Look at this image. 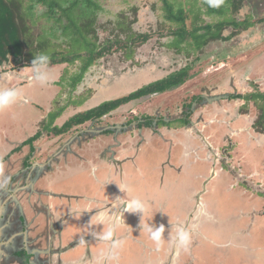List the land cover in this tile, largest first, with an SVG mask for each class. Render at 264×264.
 <instances>
[{
  "label": "rangeland",
  "instance_id": "obj_1",
  "mask_svg": "<svg viewBox=\"0 0 264 264\" xmlns=\"http://www.w3.org/2000/svg\"><path fill=\"white\" fill-rule=\"evenodd\" d=\"M95 1L103 8V12L98 14L99 26L114 23L118 13H124L127 19L122 18V21L129 26V22L132 23L136 19L132 24L133 31L148 34V41L133 48L134 54L131 59L124 60V52L117 50L101 58L85 73L80 69V60L77 59L54 66L45 64L41 67L23 65L15 67L10 62L1 66L0 90L16 88L22 92L21 98L15 103L0 110L2 172L8 175L9 171H12L8 169L10 160L6 159V155L10 158L13 156L11 161L13 166L17 165L21 179H26L25 174L30 172L34 161L42 164L40 161L45 158V162L49 164L48 158L52 156L49 169L43 172H47L50 178L54 176L57 183L53 187L58 185L59 190L67 194V187L74 185L84 188L86 195H90L95 186L100 189L95 178L102 172L101 163L105 160L104 169L110 166L109 163L114 161L112 159L114 153L115 156L119 153L117 146L123 137L130 142L127 148L135 146L131 158H134L139 166H142L143 162L150 169H143L144 177L141 175L140 181L145 184L161 185L163 174L167 175L169 181H173L169 185L163 184L162 188L169 191L164 195L166 197L162 199V204H159V201L155 202L157 205H154V215L151 212L147 217L152 223L144 224L142 230L138 227L139 230L132 234L134 239L138 237L145 240L147 236L149 237L147 228L152 227L155 230L158 226L159 206L165 213L166 221L169 220V216L173 218L176 215L177 209L180 210L175 206V197H180L177 195L180 189L176 190L175 185H197L194 175L200 170V165L195 159L196 154L190 155L192 166H188L187 170H185L187 165L182 159L184 142L180 141H184L183 135L187 134L192 142L197 141L201 144L200 146L194 144L193 148L198 151L204 148V152L201 153L208 156V166L214 165V169L220 171L222 175L220 185L225 187L230 178L235 186L231 191L224 192L218 190L219 185H215L213 193L206 196V201L211 203L209 210L202 201L204 205L200 210L208 217L214 215L216 222L209 220V223L200 224L197 232H192L187 249H181L182 264H264V137H260L253 129L254 120L260 113L258 108L263 103L259 100L249 101L243 106L245 104L243 99H229L230 95L244 97L250 94H264V0H249L236 14L230 10L226 18L220 20L218 17L205 14L201 0H173L175 10L182 8L187 12L186 24L189 29L194 25L205 26L222 20L234 19L235 24H239L241 23L239 21L246 20L249 14L252 15L253 27L241 32L238 30L236 35L232 34L233 27L224 28L222 37H227L228 40L209 41L204 47L201 42L199 46L195 45V41L188 45L181 44L179 47L172 44L174 37L168 33L171 29L173 31L175 26L165 22L161 4L156 0ZM133 8L137 9L135 15ZM41 11V6L36 8L37 14ZM57 28L58 25L54 26L47 31V36L42 38L48 42H43L38 51L39 56L43 54L50 58L54 57L52 44L58 45L63 37ZM98 35L105 39L110 35V28L107 26L105 31L98 29ZM121 38L125 37L122 35ZM63 46L66 47L64 44ZM62 52L64 53L63 50ZM63 56L62 53L56 54L57 59ZM188 65L189 76L180 87L122 105L100 120L88 122L59 136L55 135L56 130L74 114L93 108L104 101L126 96ZM82 74L84 78L77 83ZM38 75L43 78V82L37 79ZM196 98L201 100H194ZM243 110L248 112L243 113ZM147 116L149 121L146 122L148 125L151 123V127L142 124ZM239 116L243 117L241 121L240 119L237 121ZM185 119L188 121L186 124ZM36 122L40 126L39 136L29 143V137L36 135L30 129ZM162 122L169 123L162 125ZM170 123L174 124L169 125ZM113 125L114 129L109 130ZM106 127L108 129H105ZM173 130L175 132H172ZM251 133L254 139L251 138ZM167 137L175 140L171 149V167L163 161L164 157L161 154L156 153V149L169 153L171 145L167 143ZM6 138L10 145L20 142L15 147L24 142L26 145L17 152H6L4 146ZM201 140L209 141V146L214 151H210L206 145L201 147L203 145ZM36 143L48 145L47 149L50 148L51 154L43 152L39 155ZM142 154L144 156H141ZM214 154L217 157H214ZM58 165L65 169L70 168L73 173L58 176L55 170ZM46 168L45 165L43 169ZM159 171L163 172L158 173ZM252 173L254 175H251ZM48 183L47 178L41 177L36 181L35 188L38 191L49 190ZM111 183L117 185L116 182ZM28 189L24 190L26 192L32 190ZM174 189L176 191L171 192ZM239 190L242 193H239ZM23 192V190L9 192L8 194L15 195L13 198L7 196V191L1 194L3 200L10 207H14V211L20 208L17 197ZM142 193L152 195L148 189H144ZM256 198H259L255 202L257 208L249 207L252 205L250 202ZM38 199L39 203L42 202L40 204L49 201L48 197L43 195L38 196ZM30 203L31 200L27 199L24 205L25 212H33L34 217L39 216L34 210V205ZM146 209L144 210L147 211ZM40 212L42 214L38 219L43 222L47 214L43 208ZM247 213L252 217L246 216ZM74 220L77 218L69 216L64 224ZM26 221L23 218L19 225L25 227ZM34 222L40 223L36 218ZM32 224L34 223H30ZM41 226L43 228L41 232L44 233L45 223L43 222ZM36 227L38 229L40 226ZM192 227L195 229L194 224ZM59 231L61 232L60 229ZM151 246H148V251ZM119 247L118 244L116 248ZM122 248H126V245ZM139 249L143 250V247ZM172 260L173 257L170 261Z\"/></svg>",
  "mask_w": 264,
  "mask_h": 264
},
{
  "label": "crops",
  "instance_id": "obj_2",
  "mask_svg": "<svg viewBox=\"0 0 264 264\" xmlns=\"http://www.w3.org/2000/svg\"><path fill=\"white\" fill-rule=\"evenodd\" d=\"M239 117L237 121L243 119V117ZM166 123L168 124L169 122ZM174 123H170L169 125H173ZM217 123H219V120ZM39 127L36 122L35 125H31L30 129H32V133L37 134L40 131ZM109 128V130L114 129V125ZM105 129H108V127ZM175 130L172 132H175ZM258 135L264 137V132L258 133ZM31 137L33 136L29 138ZM183 137L185 140L180 142H184L182 159L184 164L187 165L185 166V170L189 168L188 166H192L190 155L193 153L196 154L195 159L198 160V164L200 165V170L194 175L197 185H175L176 190L180 189L177 194L180 197H175V206L180 208V210L177 209L176 215L173 218L169 216L168 221H166L165 213L162 212L161 206H159L157 214L160 217L157 218V228L164 226L165 229L162 233V243L159 247H157L156 242L150 239V236H147L143 240L138 237L134 239L132 234L135 230H139L138 227L142 230L144 224L152 223L147 217L151 215V212L154 215V205H157L156 201H159V204L163 203L162 199L166 197L164 195H167L169 191L162 188L165 185L164 183H168L169 185L173 181H169L165 174L162 175V179L160 180L161 185L145 184L140 181L141 175L144 177L143 169H150L143 162L142 166H139L134 158H131L135 146L127 148L130 142L125 138L122 137V140L118 139L120 140L117 146L119 153L117 156L114 153V157L112 158L114 161L109 163L110 166H106L107 168L104 169L105 160L101 163L102 169L100 170L102 172L98 174L99 177L95 176L100 189L95 186L91 190L90 195H86L84 188L77 186L76 188L74 185L67 187V194L59 190L58 185L53 187L57 183L54 181V176L50 178L46 174L47 172H43L49 169L48 167H50L51 160L53 159L51 158L52 156L48 158L49 164L45 162V158L42 159L44 161H40L42 164L34 161L33 166L30 167V172L25 174L26 179H21L19 178L21 174L17 171V165L13 166V162L11 161L13 156L10 158L6 155V159L10 160L8 169H12V171L10 170L7 175L0 168V264H61V262L63 264H182V247H178L175 241L176 229L178 227L184 228L191 237L192 232L199 230L200 224L209 223V220L216 222L214 215L207 216L205 221L196 224L195 229L192 227V224L189 225L186 222V220H190V215L195 213V209L193 208L194 197L197 195L198 198L206 203V207L209 210L211 203L206 201V196L213 193L215 185H219L220 188L218 190L220 189L224 192L231 191L235 186L231 183L232 180L230 178H228V182L225 181L227 183L225 187L220 185L222 175L219 170L214 169V165L208 166V156L201 153L204 152V148H201L202 150L200 151L193 148L195 147L194 144L200 146V142L194 141V139L195 143L192 142V139H188L187 134L186 136L184 134ZM251 138L254 139L252 133ZM7 139L4 142L6 152L16 149L15 145L17 142L10 145ZM146 139L148 140L147 137ZM167 139V143L171 145L169 153H163L158 149H156V153L161 154L164 157L162 158L163 161H166L171 167V149L175 140L173 141L172 137H167ZM203 142L201 147L206 145L210 151H214L209 146V141ZM6 146H9V148ZM47 146L46 144L45 146H42L40 143L35 144L39 155L43 152L50 153V148L47 149ZM141 156H144V154ZM214 157H217L216 154H214ZM45 165L47 168L44 170ZM55 170L58 176H62L64 173L67 175L73 173L70 171V168L65 169L59 165ZM94 170L96 169L94 168ZM178 171L179 168L177 169ZM161 172L163 171H159L158 173ZM251 175H254V173ZM41 177L47 178L49 181V190L38 191L35 188L36 181ZM63 177L65 178V176ZM28 179L31 182H28ZM112 181L113 183L116 182L117 185L112 184ZM147 181L150 182V180ZM28 188L32 190L26 192L24 189ZM144 189H148L152 195L142 193ZM18 190L24 191L20 197H17L21 209L16 207L17 209L13 211L14 207H10L3 200L4 197H2L1 193L7 191V196L13 198L15 195L8 193ZM176 190L174 189L171 192ZM240 190L239 193H242ZM161 191L163 192L162 194ZM41 195L48 197L49 201L40 204L42 202L39 203L38 196ZM27 199L31 200L30 205H34V210L38 212L39 216L42 214L40 212L41 208L47 214L46 218L43 219L46 225L44 233L41 232L43 230L41 226L43 222L39 221V216L34 217L33 212H25L24 205L27 203ZM257 199L259 198L250 202L252 205L249 207L257 208L255 205ZM133 201H139L144 209L147 208V211L129 208V205ZM23 212H25V215ZM69 216H74L77 220L64 224ZM246 216L252 217L249 213ZM23 218L27 220L25 227L21 226V224L19 225V222ZM35 218L40 223L34 222ZM30 223L34 224L30 225ZM153 223L156 222L153 221ZM181 224L184 225L182 226ZM37 225L40 226L38 229H36ZM105 237L108 238L105 239ZM118 244L120 247L116 248ZM125 245L126 248H122ZM148 246H151L149 251ZM141 247H143V250L139 249ZM172 257L173 260L170 261Z\"/></svg>",
  "mask_w": 264,
  "mask_h": 264
},
{
  "label": "trees",
  "instance_id": "obj_3",
  "mask_svg": "<svg viewBox=\"0 0 264 264\" xmlns=\"http://www.w3.org/2000/svg\"><path fill=\"white\" fill-rule=\"evenodd\" d=\"M160 2L161 11H163V18L165 22L174 25L173 31H169V35L174 39L171 42L178 47L181 44H191L199 46L201 42L204 47L209 41L221 39L228 40L227 37H222L224 28L233 27V35H236L238 30L245 31L249 27H253L254 23L251 22L252 15L249 14L245 19L235 24L232 21L225 20L219 21L215 24H207L205 26H196L189 29L186 22L188 19L187 12L182 9H174L175 3L173 0H156ZM249 0H223L218 6L215 0H201L202 8L207 16L218 17L219 20L226 18L229 11L232 10L236 14L243 8V4ZM41 6L42 11L37 14L36 8ZM193 8V7H192ZM190 10V9H189ZM103 12L101 5L97 4L95 0H0V67L10 62L15 67L23 65L24 67L33 66L41 67L43 65H34L33 61L39 57L38 51L41 49L43 42L47 41L42 39L47 36V31L58 25V31L62 35V39L52 44L53 58L48 56L45 66H54L66 64L73 59L80 60V69L85 73L90 66L95 65L101 58L112 54L114 51H123L124 60H129L133 56V48L148 41L149 35L144 33H136L132 29V23L125 24L123 19H127L124 13H118L117 20L114 23H107L105 26H99L98 14ZM137 9L133 8V13ZM245 20V21H244ZM110 28V35L102 39L98 35V29L106 30ZM128 26V27H127ZM127 27V32L125 28ZM203 31V32H202ZM200 32H202L200 34ZM125 38L122 39L121 36ZM230 36V35H229ZM101 39V41H100ZM201 39V40H200ZM66 47L63 46V44ZM171 44V45H172ZM83 48V50H82ZM64 53L62 52V50ZM57 53L64 54L60 59L56 58ZM190 66H185L180 70L171 73L170 75L160 80L153 81L142 88H139L126 96H122L113 100L104 101L101 104L90 108L85 111L78 112L69 117L62 126L56 130L55 135L67 133L73 128H78L88 122L100 120L104 116L114 112L119 107L143 98H148L152 95L163 94L167 91L183 85L188 78V71ZM84 75L82 74L79 81H82ZM76 83V84H77ZM243 99L245 106L247 102L257 100L263 104L258 108V117H256L253 129L257 133L264 132V94H250L244 97L239 95H230L229 99ZM200 101L201 99H194ZM247 110V109H246ZM243 113H247L248 111ZM145 127H151V123L147 124V118L143 119ZM185 119V124L187 123ZM145 123V124H144ZM139 123V125H142ZM162 125L166 123L162 122ZM29 138V143L38 139V135ZM26 142L13 150L17 152L26 145ZM32 149L30 150V153ZM29 158V157H28ZM28 160V159H27ZM27 160L25 162H27Z\"/></svg>",
  "mask_w": 264,
  "mask_h": 264
},
{
  "label": "clouds",
  "instance_id": "obj_4",
  "mask_svg": "<svg viewBox=\"0 0 264 264\" xmlns=\"http://www.w3.org/2000/svg\"><path fill=\"white\" fill-rule=\"evenodd\" d=\"M216 5L218 6L220 3L223 2V0H215ZM48 60V57L46 55H40L37 57L36 60L33 61L34 65L40 64H46ZM37 79L40 80V82H43V78L41 76H37ZM22 92L19 89L12 88L7 90H0V110H4L5 108L9 107L11 104L15 103L17 99L21 98ZM129 208L132 210H139L143 211L144 207L139 201H133ZM164 226H160L153 230L152 227H148L147 231L149 233L150 239H152L154 242H156L157 247L160 246L162 243V233L164 232ZM110 235V233H109ZM108 237H105L107 239ZM175 241L177 243L178 247H182L185 250L187 249V245L190 243V235L189 233L182 227H178L176 229V238Z\"/></svg>",
  "mask_w": 264,
  "mask_h": 264
},
{
  "label": "flooded vegetation",
  "instance_id": "obj_5",
  "mask_svg": "<svg viewBox=\"0 0 264 264\" xmlns=\"http://www.w3.org/2000/svg\"><path fill=\"white\" fill-rule=\"evenodd\" d=\"M203 203H202V200L197 197V195L194 197V206H193V208L195 209V213L190 215V218H189L190 220L189 221L186 220V222H188V224L190 222L192 224H194V225L200 224L201 221H205L207 219V215L200 210L201 209V205H203ZM175 225H177V224H175Z\"/></svg>",
  "mask_w": 264,
  "mask_h": 264
},
{
  "label": "bare ground",
  "instance_id": "obj_6",
  "mask_svg": "<svg viewBox=\"0 0 264 264\" xmlns=\"http://www.w3.org/2000/svg\"><path fill=\"white\" fill-rule=\"evenodd\" d=\"M203 205H201V209H202Z\"/></svg>",
  "mask_w": 264,
  "mask_h": 264
}]
</instances>
